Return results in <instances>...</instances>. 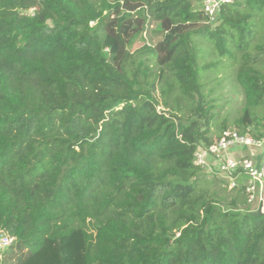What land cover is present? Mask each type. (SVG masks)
<instances>
[{
	"label": "trees",
	"instance_id": "16d2710c",
	"mask_svg": "<svg viewBox=\"0 0 264 264\" xmlns=\"http://www.w3.org/2000/svg\"><path fill=\"white\" fill-rule=\"evenodd\" d=\"M196 2L0 0V264H264V212L241 190L224 207L194 164L217 139L154 96L167 69V93L203 110L207 39L239 64L235 131L264 138V0L214 23ZM152 22L162 40L131 52Z\"/></svg>",
	"mask_w": 264,
	"mask_h": 264
},
{
	"label": "rangeland",
	"instance_id": "374dc122",
	"mask_svg": "<svg viewBox=\"0 0 264 264\" xmlns=\"http://www.w3.org/2000/svg\"><path fill=\"white\" fill-rule=\"evenodd\" d=\"M196 7L199 8V2H196ZM258 29L261 28V31H264V12L260 15L256 21ZM159 26L152 22L143 34L142 37L138 38L131 48V52L142 49L145 45H151L152 47L159 41L162 40V35L156 34L154 31L158 30ZM199 47L202 49V55L200 56L199 66L204 67L209 64L215 63L219 60V64L216 68L211 70H205L200 72L201 84L203 85L202 93L203 99L200 100L197 96V101H201L202 109L201 111H191L188 107V103L184 100L181 91L179 88L174 86V90L170 93H167L169 89L168 83L172 82L171 75L168 70H164L165 79L160 83L158 89L154 91V96L160 102L159 111L165 110V103H168L169 108L166 109L171 113H177L178 117L186 122H197L201 132H207L208 138L211 141L218 139L219 134L221 133L219 127L223 124H226L229 131L236 130L234 123L236 120L242 117L243 109L245 106V95L244 92L237 81V69L238 63H234L233 59L226 57V59H218L216 57L208 54L210 50L209 43L207 39L198 40ZM256 42V40H254ZM254 52V50H253ZM208 54V55H207ZM150 63L152 67L151 75L152 79L157 77L156 74L161 72V68L156 65L155 60H151ZM212 101V102H211ZM214 106L213 110L211 106ZM178 109H181L179 112ZM258 115L260 112L258 111ZM247 134V133H243ZM242 155H248V150L241 149ZM263 161V158H256V162L259 165ZM214 171L208 173V179L213 180L215 175L217 179H220L223 183L226 182L222 178V174L219 170V164H213ZM203 187L206 189L211 188V186H206L203 184ZM216 191L217 199L225 201L224 207L233 197V192L226 190L225 184L224 187L221 184L212 186ZM223 187V188H222ZM255 206L252 205L250 209H254ZM243 209H249L247 205L242 206ZM249 209V210H250ZM179 234H177L178 236Z\"/></svg>",
	"mask_w": 264,
	"mask_h": 264
},
{
	"label": "built area",
	"instance_id": "2783aa9c",
	"mask_svg": "<svg viewBox=\"0 0 264 264\" xmlns=\"http://www.w3.org/2000/svg\"><path fill=\"white\" fill-rule=\"evenodd\" d=\"M210 22H216L223 6L231 5L236 0H196ZM247 149L248 155L236 156L233 147ZM262 157L264 163V138H256L251 133L226 130L212 144L200 145L194 153V164L206 173L214 171L213 164H219L222 178L226 180V189L241 190L248 203L264 212V166L258 165L256 158ZM14 238L5 233L0 234V257L12 246Z\"/></svg>",
	"mask_w": 264,
	"mask_h": 264
},
{
	"label": "crops",
	"instance_id": "0c3cea01",
	"mask_svg": "<svg viewBox=\"0 0 264 264\" xmlns=\"http://www.w3.org/2000/svg\"><path fill=\"white\" fill-rule=\"evenodd\" d=\"M241 149H242L241 147L237 146V147H233L231 151L234 155L239 156L241 154Z\"/></svg>",
	"mask_w": 264,
	"mask_h": 264
}]
</instances>
